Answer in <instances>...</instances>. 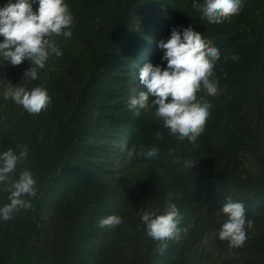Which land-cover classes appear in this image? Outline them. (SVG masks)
I'll return each mask as SVG.
<instances>
[{
	"label": "trees",
	"instance_id": "obj_1",
	"mask_svg": "<svg viewBox=\"0 0 264 264\" xmlns=\"http://www.w3.org/2000/svg\"><path fill=\"white\" fill-rule=\"evenodd\" d=\"M64 2L73 24L70 39L55 37L62 55L50 56L37 69L38 79L23 75L20 83L28 90L43 83L50 106L38 115L17 109L15 131L3 135L0 118V153L12 148L18 154L26 145L17 176L27 167L37 189L35 197H23L29 209L0 218V264H264V0H243L239 14L219 24L192 7L203 0ZM7 3L0 0V8ZM189 26L221 54L212 77L218 94L196 93L211 108L195 144L169 134L154 115L153 98L147 110L129 107L131 97L146 91L138 70L146 63L165 67L158 43L167 41L172 28ZM233 54L239 59L232 60ZM0 61L9 75L30 67L27 60L17 66ZM123 143L126 160L115 174ZM152 148L156 156L140 154ZM243 154L254 172L243 167ZM185 160L197 162L188 168ZM114 174L117 192L102 180ZM4 187L0 206L10 202ZM229 196L253 221L238 248L218 238L225 214L212 216ZM168 204L182 214V231L161 251L141 216L160 214ZM109 215L122 223L100 227ZM207 239L212 251L238 257L206 263L212 257L204 249Z\"/></svg>",
	"mask_w": 264,
	"mask_h": 264
},
{
	"label": "clouds",
	"instance_id": "obj_2",
	"mask_svg": "<svg viewBox=\"0 0 264 264\" xmlns=\"http://www.w3.org/2000/svg\"><path fill=\"white\" fill-rule=\"evenodd\" d=\"M33 4L37 5L33 10ZM192 7L202 13L209 23L219 24L239 14L243 0H203L193 2ZM73 24V16L64 0H15L0 8V57L12 66L29 61L30 67L24 72V78L38 79L37 69H43L53 54L57 57L62 53L55 42V37L71 38L69 30ZM158 48L163 52L162 61L166 66L146 63L139 72V82L146 91H139L129 100L132 109H144L151 105L155 108V117L163 121V127L178 140L187 139L195 144L205 128L210 115L211 104L197 98L196 93L203 89L207 95L218 94V82L212 79L214 68L220 59V51L212 46L202 34L194 31L191 26L178 31L172 28L167 41H160ZM232 60L239 57L233 54ZM22 106L29 114L38 115L51 104L46 87L42 83L31 90L16 87L5 93ZM163 133L156 132V138L162 139ZM17 154L12 148L0 153V184L9 193V203L0 206V218L7 221L20 209H29L30 200L23 197L36 196V181L32 172L23 167L17 176V166L27 159V146L21 145ZM146 158L158 154L157 148L140 153ZM129 155H132L130 152ZM197 161L185 160L188 168H193ZM220 209L226 219L218 230V238L227 241L230 248L242 247L247 240L246 227L251 228L253 221L248 219L244 205L232 197H226ZM182 215L175 204H168L166 209L145 211L141 216L146 235L161 244V251L167 247L166 242L178 239L182 231L179 224ZM122 219L109 215L100 219V227H116Z\"/></svg>",
	"mask_w": 264,
	"mask_h": 264
},
{
	"label": "rangeland",
	"instance_id": "obj_3",
	"mask_svg": "<svg viewBox=\"0 0 264 264\" xmlns=\"http://www.w3.org/2000/svg\"><path fill=\"white\" fill-rule=\"evenodd\" d=\"M9 2V0H8ZM11 2H15V0H11ZM145 6H147L145 4ZM157 30V29H156ZM140 71L138 70V73ZM23 71H15L13 72L11 75H9L8 72L5 71V67L2 66L1 61H0V118L3 119V129L1 130L2 135L6 134L5 132H8V129L10 128L11 130L15 131V128H12V123L16 117V113L20 112L17 111V109H24L22 106L17 105L12 99L11 97L5 98V93L9 90H13L16 87H22L21 86V81L23 79ZM145 110H147L145 108ZM125 143L122 144V148H121V152L120 156H122V160L119 158L117 161L114 162L112 169L113 171L116 170V168H118L119 166L124 165L125 160H126V156H125ZM242 163H244V168L246 171L248 172H254L253 170H255V167L251 164V159L247 156V154H243L242 155ZM122 161V162H121ZM117 171H115L116 174ZM115 174L113 176H109V177H104L102 180L106 181V180H110L111 184H110V188H112V190L115 189L116 191V185L114 184L115 181H112L113 178H115ZM129 189V187H127V190ZM117 192V191H116ZM126 195V194H124ZM117 197V193L114 195V198ZM122 203V199H119L117 202V206H119V204ZM50 211V210H49ZM214 213L212 214V216L214 217L215 215L218 216V218H220L219 216H223L222 212L220 211V209H217L215 211H213ZM182 215V214H181ZM48 214L44 215V219H47ZM188 221H193V218L188 219ZM205 252H210L212 253V257H210L209 259H206V263L210 262L211 260L214 261L216 259H218V261L220 260H224L227 258H233L236 255L233 254H225L224 252H222L221 254L218 253L217 251H212L211 248V244L207 242L204 246ZM238 256H236L237 258ZM205 260H202V262L204 263ZM218 264V263H216Z\"/></svg>",
	"mask_w": 264,
	"mask_h": 264
}]
</instances>
